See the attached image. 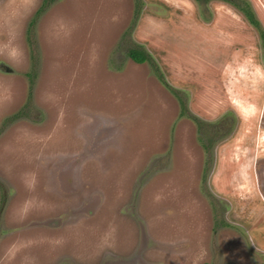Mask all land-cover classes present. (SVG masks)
Returning a JSON list of instances; mask_svg holds the SVG:
<instances>
[{
  "label": "rangeland",
  "instance_id": "1",
  "mask_svg": "<svg viewBox=\"0 0 264 264\" xmlns=\"http://www.w3.org/2000/svg\"><path fill=\"white\" fill-rule=\"evenodd\" d=\"M43 3L0 0V264H264L261 32L221 0Z\"/></svg>",
  "mask_w": 264,
  "mask_h": 264
},
{
  "label": "trees",
  "instance_id": "2",
  "mask_svg": "<svg viewBox=\"0 0 264 264\" xmlns=\"http://www.w3.org/2000/svg\"><path fill=\"white\" fill-rule=\"evenodd\" d=\"M53 1H55V0H44V3L42 4V7L38 11V13H40L47 5L51 4ZM203 1L209 2L210 0H203ZM221 1L234 6V8H236L238 11H240L242 13V15L244 16V18L247 20V22L251 26H253L257 31L261 32L260 37H264V32H262L260 29L259 21L255 18L254 13L251 11V8H250V6L246 0H244L242 2L240 0H221ZM126 55L135 63L148 62L155 71L157 70V68H156L155 64L153 63L152 59L150 58V56L144 50H142L140 47L132 46V47L128 48ZM163 84L166 87H168L164 83V81H163ZM180 108H181V114L183 116L190 117L192 120L197 121L196 118H194L193 116H191L187 112L186 107L184 106V102L182 100H180ZM17 116H15V117H17Z\"/></svg>",
  "mask_w": 264,
  "mask_h": 264
},
{
  "label": "crops",
  "instance_id": "3",
  "mask_svg": "<svg viewBox=\"0 0 264 264\" xmlns=\"http://www.w3.org/2000/svg\"><path fill=\"white\" fill-rule=\"evenodd\" d=\"M254 16H255V15H254ZM255 18H256V17H255ZM259 137H261V135H259ZM249 172H250L249 169H248V170L246 169V177H245V178L248 180V182H250V181H249ZM216 185H217V184H216ZM223 187H225V186H223Z\"/></svg>",
  "mask_w": 264,
  "mask_h": 264
},
{
  "label": "flooded vegetation",
  "instance_id": "4",
  "mask_svg": "<svg viewBox=\"0 0 264 264\" xmlns=\"http://www.w3.org/2000/svg\"><path fill=\"white\" fill-rule=\"evenodd\" d=\"M259 187V186H258Z\"/></svg>",
  "mask_w": 264,
  "mask_h": 264
}]
</instances>
